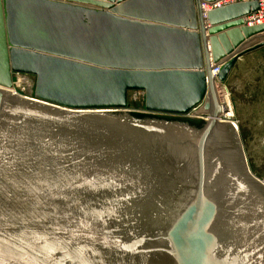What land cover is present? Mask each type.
Segmentation results:
<instances>
[{
  "label": "water",
  "instance_id": "water-1",
  "mask_svg": "<svg viewBox=\"0 0 264 264\" xmlns=\"http://www.w3.org/2000/svg\"><path fill=\"white\" fill-rule=\"evenodd\" d=\"M211 1L0 0V264H264L219 94L264 23Z\"/></svg>",
  "mask_w": 264,
  "mask_h": 264
},
{
  "label": "rangeland",
  "instance_id": "rangeland-1",
  "mask_svg": "<svg viewBox=\"0 0 264 264\" xmlns=\"http://www.w3.org/2000/svg\"><path fill=\"white\" fill-rule=\"evenodd\" d=\"M220 88L226 111L232 112L229 118L238 127L248 165L264 180V50L242 58ZM14 90L26 96L34 92L29 82L14 86ZM128 100L131 110H143L140 91L129 92Z\"/></svg>",
  "mask_w": 264,
  "mask_h": 264
},
{
  "label": "built area",
  "instance_id": "built-area-1",
  "mask_svg": "<svg viewBox=\"0 0 264 264\" xmlns=\"http://www.w3.org/2000/svg\"><path fill=\"white\" fill-rule=\"evenodd\" d=\"M245 2H256L258 8L247 15L245 20L249 25L252 24H262L264 23V0H212L211 2L203 3L202 7L204 12H208L215 8H220L222 6L234 4V3H245ZM219 71V67H216L212 70V73L216 75ZM33 84L34 86V77L26 74H16L14 78V86L23 85V84ZM16 92V90H13Z\"/></svg>",
  "mask_w": 264,
  "mask_h": 264
},
{
  "label": "crops",
  "instance_id": "crops-1",
  "mask_svg": "<svg viewBox=\"0 0 264 264\" xmlns=\"http://www.w3.org/2000/svg\"><path fill=\"white\" fill-rule=\"evenodd\" d=\"M262 50H264V47H262V48H259V49H257V50H255V51H253V52H250V53H248V54H246V55H244V56H242L240 59H238L237 60V62H236V64L234 65V67L238 64V62L239 61H241L242 60V58H244L245 56H247V55H249V54H254V53H257V52H259V51H262ZM233 67V68H234Z\"/></svg>",
  "mask_w": 264,
  "mask_h": 264
},
{
  "label": "bare ground",
  "instance_id": "bare-ground-1",
  "mask_svg": "<svg viewBox=\"0 0 264 264\" xmlns=\"http://www.w3.org/2000/svg\"><path fill=\"white\" fill-rule=\"evenodd\" d=\"M221 88H219V94H220V96H222L223 95V93H222V90H220ZM227 97V96H226ZM221 99H222V97H221ZM229 104V103H228ZM229 106V105H228ZM232 114V112L231 113H229V112H227L226 111V115L229 117L230 115Z\"/></svg>",
  "mask_w": 264,
  "mask_h": 264
}]
</instances>
